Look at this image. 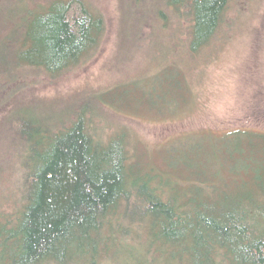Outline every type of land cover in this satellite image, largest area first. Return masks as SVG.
<instances>
[{"label":"trees","instance_id":"16d2710c","mask_svg":"<svg viewBox=\"0 0 264 264\" xmlns=\"http://www.w3.org/2000/svg\"><path fill=\"white\" fill-rule=\"evenodd\" d=\"M109 1L115 16L107 15L95 0H19L9 9L18 11L13 17L4 13L11 23L5 24L2 42L15 48L18 64L10 71L16 79L6 85L11 94L23 70L39 69L55 78L92 61L116 22L113 47L118 55L139 68L149 66L123 82L117 94L132 107L161 112L166 91L172 109L181 102L174 96L183 85L178 70L183 60L173 56L183 52L194 62L195 53L229 40L218 38L233 9L235 14L244 11L248 0ZM17 18L24 21L16 26ZM13 33L20 34L12 40ZM108 95L106 101L112 104L114 93ZM15 113L9 122L18 127L14 139L23 142L22 183L17 187L21 197L12 194V210L0 208V264H104L106 259L112 264H264V130L234 127L213 138L225 144L228 155L240 154L227 162L228 170L252 173L235 181L221 179L218 187L212 185L218 170L208 167L216 158L215 148L197 143L173 154L176 160L170 165L184 166L187 178L194 177L189 188L204 194L205 200L194 204L193 196L179 200L185 189L179 182L174 185L154 169L140 170L129 155L124 133L103 141L91 134L83 115L54 130L32 122L22 125ZM230 184L237 193L233 204L227 195L205 196ZM192 206L199 208L200 217L197 211L194 217L187 211ZM139 209L142 215L136 216ZM118 215L139 228L150 216L149 229H161L148 243L151 254L169 252L171 257H103L114 244L115 225L109 226ZM157 239L160 249L153 247ZM185 252L191 256L183 257Z\"/></svg>","mask_w":264,"mask_h":264},{"label":"rangeland","instance_id":"374dc122","mask_svg":"<svg viewBox=\"0 0 264 264\" xmlns=\"http://www.w3.org/2000/svg\"><path fill=\"white\" fill-rule=\"evenodd\" d=\"M18 1L1 0L0 3V88L16 79L10 72L18 65L15 48L8 42H2L4 37H1L6 32L5 24L11 23L4 13L8 11V16L13 17L18 11L9 9L16 6ZM95 1L105 7L107 15L115 16L109 0ZM229 18L226 22L228 27L224 26L218 38L221 41L229 37V40L221 41L214 49L205 48L195 53L192 58L194 62L186 60L183 52L173 56L176 61L183 60L178 65L182 90L174 96L175 100L181 102L171 109L169 102L172 98L166 96L165 91L161 112L152 107L151 111L146 109L147 112L132 107L131 101L117 94L122 91L123 82L144 73L149 66L139 68L137 62L131 59L127 61V58L118 55L113 47L118 28L116 22L111 24L108 39L99 54L84 66L55 78L49 77L43 70H23L13 85L16 88L13 94L9 86L0 93V208L12 210L8 207L12 204V194L15 198L21 197L17 187L22 183L20 151L23 142L14 139L12 134L18 127L9 122L16 109H19L15 113L19 117L17 122L22 125L32 122L42 129L47 127L56 130L69 126L79 115H83L91 134L100 140L124 133L129 155L141 171L151 172L154 169L164 177L169 176L174 185L178 186L177 181L185 188L179 200L185 201L191 196L194 204L205 200L204 194L198 195L189 188L194 177L187 178L185 167L179 164L180 167L174 169L170 165V161L176 160L173 154L182 151V147L200 143L204 147L216 149V158H213V162L208 161L209 168L218 170L212 175V185L215 187L221 186V179L235 181L243 176L250 177L252 173L248 171L234 173L227 169V162L239 158L237 155L240 154L228 155L225 144L221 145L213 138L222 136L223 132L234 127L264 130V0L246 1L245 10L235 14L233 9ZM22 20L14 19V25H19ZM232 22L234 30L229 31ZM19 34L13 33L11 39L14 40ZM136 57L137 54L133 53L132 59ZM172 63L167 64L168 69ZM142 85L146 86L147 83ZM159 90L164 93V89L159 87ZM109 93H114L111 95L114 98L112 104L106 101ZM192 141L196 142L190 143ZM139 176L143 175L140 173ZM166 195L175 196L171 191H167ZM224 195L230 197L233 204L237 198L233 184L228 189L205 194L213 199ZM226 204L232 206L228 202ZM187 211L192 217L196 211L198 217L202 214L195 206L187 207ZM120 215L119 221L116 220L117 216L109 226L115 225L111 236L116 238L114 244L108 247L110 253H105L103 257H140L139 260L142 257H149L150 260L151 257H171L169 252L151 254L148 243L154 239L153 234H161V229L159 232L158 228L154 231L149 229L150 216L146 217L145 226L139 228L129 217H125V220ZM137 215H142L140 209ZM153 242V247L160 249L161 240ZM182 256L191 255L185 252ZM104 264H112V261L106 259Z\"/></svg>","mask_w":264,"mask_h":264}]
</instances>
